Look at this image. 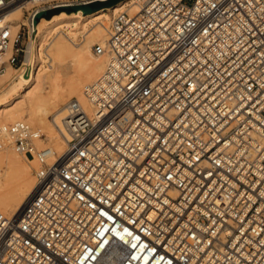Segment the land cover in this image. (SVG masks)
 <instances>
[{
	"label": "built area",
	"instance_id": "built-area-1",
	"mask_svg": "<svg viewBox=\"0 0 264 264\" xmlns=\"http://www.w3.org/2000/svg\"><path fill=\"white\" fill-rule=\"evenodd\" d=\"M94 1L0 0V74L11 46L25 63L37 14ZM92 50L107 68L66 104L63 151L1 128L39 168L0 212V264H264V0H144Z\"/></svg>",
	"mask_w": 264,
	"mask_h": 264
},
{
	"label": "bare ground",
	"instance_id": "bare-ground-1",
	"mask_svg": "<svg viewBox=\"0 0 264 264\" xmlns=\"http://www.w3.org/2000/svg\"><path fill=\"white\" fill-rule=\"evenodd\" d=\"M143 1L124 0L89 14L82 9L73 12L61 10L50 18L40 19L35 25V32L28 44V55L23 64H28L21 75L22 84L25 86L20 87L21 92H18L14 82L4 88L6 94L0 101V133L5 125L28 120L40 125L41 130L47 134L46 140L38 142L39 146L48 144L58 152L63 151L64 141L58 134L56 124L62 125L66 104L76 97L87 105L85 88L105 72L109 61L107 55L93 54V45L105 44L108 40L114 13L128 10L132 15L137 14L141 11ZM30 7V4L26 6L27 9ZM9 20L12 21L16 35L21 25L27 23L24 9H13ZM45 45L46 58L42 53ZM12 48L13 46L7 50L3 59L5 69L0 74V86L15 73L14 66L7 62ZM37 55L40 63L47 62L49 66H36L34 61ZM50 115L54 119L51 120ZM1 141L3 138L0 134ZM19 155L12 147L0 149V212L9 216L22 210L36 186L29 165L31 163L27 164ZM34 165L39 168L37 160Z\"/></svg>",
	"mask_w": 264,
	"mask_h": 264
},
{
	"label": "rangeland",
	"instance_id": "rangeland-1",
	"mask_svg": "<svg viewBox=\"0 0 264 264\" xmlns=\"http://www.w3.org/2000/svg\"><path fill=\"white\" fill-rule=\"evenodd\" d=\"M107 1V0H106ZM97 11V10H96ZM95 11V12H96ZM25 19H26V17H24ZM46 49H47V46L45 45V48H43V51H42V53H43V56H44V53L46 52ZM45 50V51H44ZM92 52H93V50H92ZM94 54V53H93ZM44 58H46L45 56H44ZM35 62V65L36 66H38V64H40V66H49V63H47V62H45V63H40V57H38V55H37V57H36V60L34 61ZM28 66V64H26V65H24L21 69H18V68H16V67H14L15 68V73H14V75H13V77L10 79V80H8L4 85H2V86H0V101H1V99L4 97V95L6 94V91H4V88H5V86H7L8 84H10L11 82H14V84H15V87L18 89V92H21V90H20V87L21 86H25V84H22V77H21V75H22V72L25 70V68ZM43 67V68H44ZM71 76L73 75V73L72 74H70ZM67 78H65V80H66ZM90 83H92V82H90ZM89 83V84H90ZM28 90V88H26L25 89V91H27ZM73 99H76V97L75 98H73ZM49 118L52 120V119H54V117L52 116V115H50L49 116ZM26 121H28V120H26ZM30 124H32L33 126H35V127H38V128H40V129H42L41 128V126L40 125H38V124H33L32 122H30V121H28ZM44 132V131H43ZM22 159H24V161L27 163V164H29V163H31V164H29L30 165V167H31V171H32V176H33V178L35 177V172H36V170H37V167L34 165V162H35V159H32V158H30V157H24V156H22V155H19ZM33 165V166H32ZM35 168V169H34Z\"/></svg>",
	"mask_w": 264,
	"mask_h": 264
},
{
	"label": "water",
	"instance_id": "water-1",
	"mask_svg": "<svg viewBox=\"0 0 264 264\" xmlns=\"http://www.w3.org/2000/svg\"><path fill=\"white\" fill-rule=\"evenodd\" d=\"M124 0H107V1H94L88 4H83V5H74V6H65V7H59L56 9H52L49 11H43L37 14L34 20V24L37 25L43 17L50 18L53 16L55 13L61 11V10H67L68 12H73V11H78L82 9L84 13L89 14L92 13L96 10H98L101 7H112Z\"/></svg>",
	"mask_w": 264,
	"mask_h": 264
}]
</instances>
